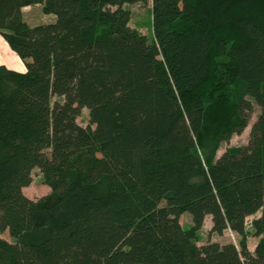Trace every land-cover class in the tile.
Here are the masks:
<instances>
[{
  "label": "trees",
  "instance_id": "16d2710c",
  "mask_svg": "<svg viewBox=\"0 0 264 264\" xmlns=\"http://www.w3.org/2000/svg\"><path fill=\"white\" fill-rule=\"evenodd\" d=\"M146 1L0 0L25 65L0 66L6 264H264V0H151L150 39L125 7ZM35 4L54 21L29 26ZM251 100L248 142L218 155ZM34 168L50 189L37 199L23 192ZM207 215L239 246L197 244Z\"/></svg>",
  "mask_w": 264,
  "mask_h": 264
},
{
  "label": "rangeland",
  "instance_id": "374dc122",
  "mask_svg": "<svg viewBox=\"0 0 264 264\" xmlns=\"http://www.w3.org/2000/svg\"><path fill=\"white\" fill-rule=\"evenodd\" d=\"M125 7L130 12L129 25L144 34L148 39H150L152 37L151 0H147L145 3L136 2L132 4H126ZM49 19H51L50 16L45 17L42 15L41 19L37 20H42L43 22ZM251 104L252 109L249 113L247 126L240 134L232 135L228 142H221L218 145L217 149L218 155H220L222 151H224L227 147L242 146L248 142L250 126L259 112V107L253 100H251ZM76 121L81 126L89 125L88 111L86 108L81 109V112L76 118ZM23 192L26 196L32 199H37L50 194V189L44 183L41 173L37 168H34L32 170L31 181L27 186L23 188ZM259 214L260 211L248 216L245 220V241L250 251L254 250L255 244L258 241L259 237L254 233V228L252 226L253 219L256 218ZM179 222L183 228H189L191 226L190 214L187 212L182 213L179 216ZM210 226V216L207 215L204 218L202 226L197 231V244H204L210 241L218 242L219 244L230 242L236 245L237 247L239 246L240 236L237 233L231 231L230 229H225L221 234H217L215 232L210 231ZM1 236L8 241L12 240L6 230L1 233ZM0 264H6V262L3 259H0Z\"/></svg>",
  "mask_w": 264,
  "mask_h": 264
},
{
  "label": "crops",
  "instance_id": "0c3cea01",
  "mask_svg": "<svg viewBox=\"0 0 264 264\" xmlns=\"http://www.w3.org/2000/svg\"><path fill=\"white\" fill-rule=\"evenodd\" d=\"M23 20L29 25L34 26L43 23L53 22L55 17L52 14H44L42 12V7L40 4L24 6L21 9ZM48 17L50 16L51 19L43 21H38L37 19H41V16ZM36 21V22H35ZM0 66H5L8 69L17 71V72H24L25 65L21 58L17 55L15 51H13L5 39L0 35Z\"/></svg>",
  "mask_w": 264,
  "mask_h": 264
}]
</instances>
